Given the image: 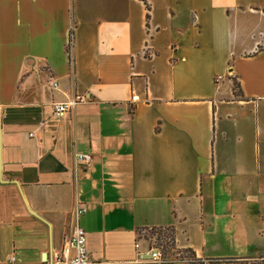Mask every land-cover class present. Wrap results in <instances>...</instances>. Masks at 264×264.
<instances>
[{"label":"crops","instance_id":"0c3cea01","mask_svg":"<svg viewBox=\"0 0 264 264\" xmlns=\"http://www.w3.org/2000/svg\"><path fill=\"white\" fill-rule=\"evenodd\" d=\"M74 227L92 264H146L153 231L264 264V0H0V264Z\"/></svg>","mask_w":264,"mask_h":264},{"label":"built area","instance_id":"2783aa9c","mask_svg":"<svg viewBox=\"0 0 264 264\" xmlns=\"http://www.w3.org/2000/svg\"><path fill=\"white\" fill-rule=\"evenodd\" d=\"M56 86V84H53ZM86 98L77 97L74 100L54 104V114L58 117H66L74 105ZM92 157L90 154L78 156V161L82 164L89 165ZM85 212L84 209L78 211V215ZM138 250L140 244L135 246ZM174 252V251H173ZM175 254V255H174ZM139 257L146 264H174L182 260L191 261V259L179 253H167L163 244L158 243L156 237H148V247L139 252ZM15 258H11L9 264H14ZM48 264H92L86 242V233L80 227H74L71 235L67 238L62 252Z\"/></svg>","mask_w":264,"mask_h":264},{"label":"rangeland","instance_id":"374dc122","mask_svg":"<svg viewBox=\"0 0 264 264\" xmlns=\"http://www.w3.org/2000/svg\"><path fill=\"white\" fill-rule=\"evenodd\" d=\"M234 89H236V92L238 93V83H237L236 79H234ZM154 234H155L154 237H156L158 239V243L164 245L167 253L168 252H169V254L174 253L173 252V246H172V234H171V232L163 231V232H159V233L157 232ZM149 236L152 237V233ZM185 256L190 259L188 254Z\"/></svg>","mask_w":264,"mask_h":264},{"label":"trees","instance_id":"16d2710c","mask_svg":"<svg viewBox=\"0 0 264 264\" xmlns=\"http://www.w3.org/2000/svg\"><path fill=\"white\" fill-rule=\"evenodd\" d=\"M238 90H239V86H238ZM154 233H157V232L153 231L152 232V237H154V235H155ZM172 246H173V235H172ZM185 254L186 255L188 254V256L190 257L191 260L194 259L193 253L191 251H186Z\"/></svg>","mask_w":264,"mask_h":264}]
</instances>
